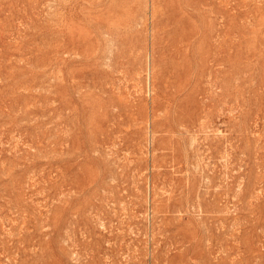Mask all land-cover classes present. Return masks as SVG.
Instances as JSON below:
<instances>
[{"label":"rangeland","instance_id":"374dc122","mask_svg":"<svg viewBox=\"0 0 264 264\" xmlns=\"http://www.w3.org/2000/svg\"><path fill=\"white\" fill-rule=\"evenodd\" d=\"M0 264H264V0H0Z\"/></svg>","mask_w":264,"mask_h":264}]
</instances>
